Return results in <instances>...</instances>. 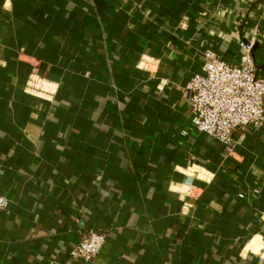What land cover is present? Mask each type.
Segmentation results:
<instances>
[{
    "label": "crops",
    "instance_id": "0c3cea01",
    "mask_svg": "<svg viewBox=\"0 0 264 264\" xmlns=\"http://www.w3.org/2000/svg\"><path fill=\"white\" fill-rule=\"evenodd\" d=\"M253 40L264 76V0H0V264H84L89 228L86 264H264V126L228 149L185 93Z\"/></svg>",
    "mask_w": 264,
    "mask_h": 264
},
{
    "label": "built area",
    "instance_id": "2783aa9c",
    "mask_svg": "<svg viewBox=\"0 0 264 264\" xmlns=\"http://www.w3.org/2000/svg\"><path fill=\"white\" fill-rule=\"evenodd\" d=\"M255 45L254 40L240 43L238 65L227 64L216 52H204L200 72L186 87L193 130L228 149L235 146L236 135L256 134L264 126V76L254 57ZM181 137H186V133ZM9 205V199L0 192V211ZM108 238L107 232L92 228L80 232L72 258L93 263Z\"/></svg>",
    "mask_w": 264,
    "mask_h": 264
},
{
    "label": "water",
    "instance_id": "95a60500",
    "mask_svg": "<svg viewBox=\"0 0 264 264\" xmlns=\"http://www.w3.org/2000/svg\"><path fill=\"white\" fill-rule=\"evenodd\" d=\"M186 184H187V185H192V181H191V179H188V180L186 181Z\"/></svg>",
    "mask_w": 264,
    "mask_h": 264
}]
</instances>
